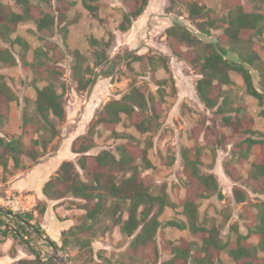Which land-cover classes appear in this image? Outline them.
Here are the masks:
<instances>
[{"label":"rangeland","instance_id":"obj_1","mask_svg":"<svg viewBox=\"0 0 264 264\" xmlns=\"http://www.w3.org/2000/svg\"><path fill=\"white\" fill-rule=\"evenodd\" d=\"M29 1L52 14L56 24L50 37L40 36L29 20L19 24L15 32L8 33L5 40L0 37V86L6 85L18 100L17 103H10L8 117L0 116V135L21 140L27 149L34 147L32 141L45 134L44 123L35 110L37 90L49 84L54 85L59 93H64L67 116L62 122L55 120L59 134L45 152L41 151L42 158L38 162L24 157L22 170L13 168L12 161L5 171L0 167V208L13 211L7 202L21 200L23 209L19 212L33 215V227L39 225L46 232L42 237L48 239L44 237L35 248L41 258L53 260L56 264H61L62 260L67 264H141L140 251H137L135 261L130 260L128 249L132 240L124 237L118 227L105 232L111 221V213L99 216L98 222L92 224V220H86L85 215L87 207L91 208L93 203L69 195L57 200L54 205L55 202L49 200L40 201L36 191L18 192L14 187L16 180L35 167L56 162L53 158H57L56 165L62 160L77 165L80 156L72 153L73 142L89 133L92 120L99 116L108 102L120 100L134 86H147L157 99L159 89H163L165 97L159 120L145 134L123 120L117 128L121 135L119 137L98 126L93 135L95 147L89 154L96 156L110 151L118 157V149L124 144H140L143 148L150 146L148 158L153 168L143 170V176L152 178L155 195L166 191L176 205L186 196L183 154L189 150L190 154H199L204 163L202 172L217 177L223 195L222 199L215 195L200 201V226L221 229L220 238L224 242L236 239L233 227L244 235L248 234L247 225L241 218L243 205L237 204L233 195L236 183L224 170V164L231 161L242 177L237 184L251 195L250 203L264 202V195L253 192L248 178L251 159L243 162L233 155V147L246 137L233 135L232 130L225 126L223 118L229 114L219 115L216 110L210 111L205 107L196 88L201 76L186 61L174 56L169 47L167 31L176 25L182 26L198 39L202 52L212 44L222 48L218 37L225 31L226 21L241 13L264 16V0H149L146 11L128 32L119 30L129 10L127 0H102L98 18L84 8L82 0H66V6L55 1ZM2 2L20 11L16 0ZM191 3L206 7L211 11L210 16L202 14L193 17L189 9ZM260 26L263 28L262 39L254 37L250 43H229L222 49L231 47L236 55L229 58L237 64L246 65L253 74L255 85L262 89L264 21ZM12 63L15 66H10ZM230 79L233 83L224 87V109L231 110L241 105L239 113H248L254 118V137L264 139V105L261 106L258 100L247 94L241 75L233 72ZM81 82L88 85L84 91L79 90ZM160 83H163L162 86ZM202 124L219 136L225 135L226 142L214 149L207 147L204 134L196 137L194 133ZM24 129L27 135L23 134ZM45 136L49 134L46 132ZM130 136L133 140L128 138ZM112 202L110 200L107 206H112ZM43 207L46 212L40 215ZM182 211L181 207L167 208L160 218L164 226L157 235L160 251L158 264H169L175 252L181 254L186 250L185 246L173 248L175 246L195 241L201 244L200 238L193 237L188 230L165 226L169 221L186 222ZM16 220L0 211V230L1 225ZM87 227L89 230L83 231ZM28 228L35 232V229ZM49 239L64 250L58 249L56 254L50 247ZM250 243L258 246L257 236H251ZM191 245L194 254L197 247ZM260 256L263 257V253ZM20 259L30 260L33 256L19 240L11 238L0 245V264H17ZM153 261L149 258L142 264H153ZM220 264L236 263L227 254H222Z\"/></svg>","mask_w":264,"mask_h":264},{"label":"trees","instance_id":"obj_2","mask_svg":"<svg viewBox=\"0 0 264 264\" xmlns=\"http://www.w3.org/2000/svg\"><path fill=\"white\" fill-rule=\"evenodd\" d=\"M47 1L49 3L59 2L65 6L68 4L66 0ZM101 1L82 0V3L92 16L98 18ZM127 1L129 10L119 25L121 32H128L149 5V0ZM16 4L20 7V11L13 10L9 4H3L0 0V37L3 40L8 37V33L15 32L19 24L28 20L36 26L40 36L50 37L53 35L56 18L52 14L44 8L41 9L31 4L29 0H16ZM189 9L193 17L202 14L210 16L211 14V11L206 7L192 3L189 5ZM262 21H264L263 15L238 14L237 17L226 21V29L218 37L219 46L224 48L229 43H250L253 42L254 37L262 39L263 28L260 26ZM219 26L221 27V25ZM219 26L218 28H220ZM167 39L174 56L186 61L195 73L201 76L196 88L205 107L210 111L216 110L219 115L229 114L230 116L223 118L225 126L232 130L233 135L246 137L233 147V155L238 156L243 162L251 159L249 181L255 194L264 195V139L254 137L256 134L254 118L248 113L240 114L241 105L231 110L224 109L226 100L224 87L233 83L230 79L231 73L236 72L242 76L247 94L258 100L261 106L264 105V87L259 89L255 85L253 74L246 65L237 64L229 58L236 55L231 47L222 49L212 44L202 52L198 39L180 25L167 31ZM184 46L187 47L186 50L183 49ZM10 66H15V63ZM165 67L169 71L168 66L165 65ZM162 84L160 83L161 86ZM87 88L88 85L80 83V91ZM158 94L159 99L149 91L147 86H134L120 100L108 102L99 116L92 120L89 133L80 136L72 144V152L80 156L78 164L64 161L57 175L52 176L45 184L44 194L56 200L71 195L74 198L85 200L87 203H93L91 208L87 207L85 215L86 220H92V224L98 222L99 216L111 213V221L105 232L119 227L121 234L132 240L128 249L131 261L136 260L137 251H140L141 264L149 258L154 260L153 264H158L160 251L157 246V235L164 226L160 218L167 208L181 207L183 208L182 214L187 221L181 223L169 221L165 226L188 230L193 237L200 238L201 244L197 241L195 243L185 242L173 247L185 246L186 250L181 254L172 253L173 256L169 264H220L222 254H227L236 264H264V256H260V253L264 255V202L254 205L250 203L251 195L237 184L242 177L231 161L224 164V170L226 175L236 183L233 195L236 203L243 205L241 218L247 225L248 234L244 235L239 232L237 227H233L237 235L236 239L224 242L220 238L221 229L216 227L208 229L199 224L200 201L215 195L219 199L223 198L217 177L214 174L202 172L201 168L204 163L199 154H190V150L183 154L187 187L186 196L178 205L171 202L166 191L161 195H155L152 190V178L148 175L143 176V170L153 168L148 158L150 146L143 148L140 144H124L118 149V157L110 151H103L96 156L89 154L95 147L93 135L94 129L98 126L110 131L114 137H119L121 135L117 128L123 120H127L139 133L150 132L153 123L159 120L162 112L161 108L165 97L162 88L159 89ZM15 100V94L7 89L6 85H1L0 116L4 118L9 116V105ZM221 100L222 103H220ZM35 110L44 123L45 134L47 132L49 136H45L43 133L42 137L32 141L34 147L27 149L21 140L7 139L0 135V167L4 171L9 168L10 161L13 162V168L22 170L24 157H28L33 162H38L42 158L41 151L45 152L49 144L59 134L55 120L62 122L66 119L64 93H59L52 84L38 89ZM194 133L196 137L204 134L207 147L213 149L224 144L227 140L225 135L219 136L205 124L199 125ZM23 134L27 135L26 129L23 130ZM128 138L133 140L131 136ZM110 200H113V205L108 207L107 204ZM45 212L46 208L43 207L40 215ZM125 214L127 215L126 219H124ZM18 215L20 216L18 221L9 223L15 227L17 232H13L6 223L1 225L2 240H0V245L12 238L19 240L30 249L33 259H20L17 264H56L53 260H43L40 253L31 245L29 246L25 239V237L28 238L34 244L46 234L39 225L33 227L35 232L28 228V224H33V215L21 212ZM88 230V227L83 229L85 232ZM19 233L22 235L19 236ZM251 236H257L258 246H253L250 243ZM191 243L197 247L194 254H192ZM53 245L59 250H64L56 242H53Z\"/></svg>","mask_w":264,"mask_h":264},{"label":"crops","instance_id":"obj_3","mask_svg":"<svg viewBox=\"0 0 264 264\" xmlns=\"http://www.w3.org/2000/svg\"><path fill=\"white\" fill-rule=\"evenodd\" d=\"M15 102L17 103L18 100L13 101L12 104H14ZM53 159L54 160L56 159L55 161L57 162V158H53ZM56 162H46V163H42L41 165L35 167L31 172L27 173L23 178L19 177L20 179L16 180L14 182V187L16 188V190L18 192L36 191V194L39 197L40 201H48L49 200V202H51V201L55 202L54 205H56L57 204L56 199H51L44 194L45 184L51 179L52 176L57 175V173H56L57 168L59 166H61V163L63 162V160L60 161V164L58 163V165H56ZM126 218H127V215L125 214L124 219H126ZM44 237H45V239H48L46 236H44ZM44 237L40 238V242H36L34 244H32L28 240V238L25 237V239L28 241L29 245H31L34 248H38L40 243H42ZM53 242H55V241H53ZM50 247H51V249H53L51 244H50ZM47 260H45V261H47Z\"/></svg>","mask_w":264,"mask_h":264},{"label":"water","instance_id":"obj_4","mask_svg":"<svg viewBox=\"0 0 264 264\" xmlns=\"http://www.w3.org/2000/svg\"><path fill=\"white\" fill-rule=\"evenodd\" d=\"M0 211H2V212H4V213H7V215H9L11 218H13V219H17V220H19V215H18V213H16V212H13V211H10V210H2L1 208H0ZM28 226L29 227H31V228H33V226H31V225H29L28 224ZM7 227H9L13 232H17V230L15 229V228H13L10 224H7ZM34 229V228H33ZM19 236H21L22 234L21 233H19L18 234ZM49 243L51 244V246L53 247V250L55 251V253L56 254H58V249L53 245V241L51 240V239H49ZM61 264H67V262L66 261H64V260H62V263Z\"/></svg>","mask_w":264,"mask_h":264},{"label":"built area","instance_id":"obj_5","mask_svg":"<svg viewBox=\"0 0 264 264\" xmlns=\"http://www.w3.org/2000/svg\"><path fill=\"white\" fill-rule=\"evenodd\" d=\"M7 206H9L14 212H19L23 209L22 202L19 199L10 200L7 202Z\"/></svg>","mask_w":264,"mask_h":264},{"label":"bare ground","instance_id":"obj_6","mask_svg":"<svg viewBox=\"0 0 264 264\" xmlns=\"http://www.w3.org/2000/svg\"><path fill=\"white\" fill-rule=\"evenodd\" d=\"M59 257H62L61 255Z\"/></svg>","mask_w":264,"mask_h":264}]
</instances>
